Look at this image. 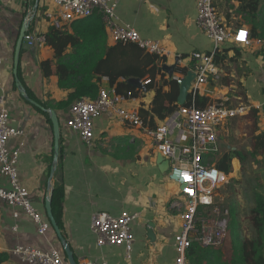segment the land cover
I'll use <instances>...</instances> for the list:
<instances>
[{"label":"crops","instance_id":"0c3cea01","mask_svg":"<svg viewBox=\"0 0 264 264\" xmlns=\"http://www.w3.org/2000/svg\"><path fill=\"white\" fill-rule=\"evenodd\" d=\"M247 1L217 0L215 4L223 23L231 30L245 27L250 34L264 39V0L255 13L245 8ZM117 3V16L121 22L131 25L142 38L159 41L171 53L170 57L161 58L140 48L144 54L159 58L148 67L156 65L158 73L153 88L145 84L148 78L118 79V83L134 87L137 94L135 101L125 105L127 108L138 111L149 122L152 119L157 127L167 121L168 118L162 120L153 112L162 77L168 82L176 81V77L184 79L194 67L191 58L197 52L214 53L216 68V73L209 74L207 82L199 87V95L208 98L210 104L230 99L232 106H248L244 115L228 120L219 128L221 153L216 160L224 153L238 151L244 155L246 165L261 167L252 178L253 172L247 171L245 166L250 177L243 174L242 181L238 177L243 169L240 158L233 155L236 158L228 174L235 177L230 179L236 184L230 186L228 203L237 219L240 241L250 238L247 214L254 205V189L264 196V148L256 146L260 137L263 136L264 141V45L255 43L256 38L251 35L250 45L225 43L215 51L213 41L197 27L196 0H117ZM54 9L53 0H0V57L3 59L0 79L4 87L0 89V98L3 93L7 96L10 123L24 133L9 143L11 148L24 143L17 165L20 182L28 188L31 203L45 217L46 202L53 195L54 187L63 188L61 232L71 245L77 264L88 261L174 264L173 239L180 230L179 214L182 210L175 204L182 201L179 189L168 180V161L164 158L167 162L161 163V154L146 130L105 115L95 120L92 144H85L77 133L66 127L69 109L53 107L67 100L71 91L59 88L55 74L45 77L42 62L53 61V72L56 67L55 51L47 44L39 49L27 47L20 54L19 69L25 89L33 96L32 103L26 101L15 87L13 61L21 29L32 15L28 29L31 31L27 32L42 33L46 37L52 26L44 15ZM73 22L61 31L71 34ZM105 31L106 47L116 49L112 58L120 63L123 50L119 44H133L114 43L106 27ZM126 48L132 50L130 46ZM72 52L73 48L69 46L67 53ZM178 56L182 58L178 60ZM109 86V79L103 77L100 89ZM163 92H170L169 85H164ZM169 105L166 101L165 106ZM49 110H54L60 120L59 159L55 171V137ZM148 129L155 128L148 125ZM255 149L256 156L252 157ZM228 175L224 174L225 181ZM1 185L6 186V183L2 181ZM246 209L248 212L244 213ZM123 211L139 214L132 225L134 245L129 257L123 247L98 246L91 231L95 214L107 213L116 217ZM14 212H19L20 216L14 218ZM150 225L154 227L153 239L148 236ZM231 242L227 241L223 250H215L225 255L224 260ZM17 246L42 250L55 248L64 252L53 229L46 236L39 235L37 226L20 209L0 200V255L6 257L3 264H26L11 254ZM199 259L200 264H209L204 255Z\"/></svg>","mask_w":264,"mask_h":264},{"label":"built area","instance_id":"2783aa9c","mask_svg":"<svg viewBox=\"0 0 264 264\" xmlns=\"http://www.w3.org/2000/svg\"><path fill=\"white\" fill-rule=\"evenodd\" d=\"M217 0H196L197 27L214 43L215 51L225 43L250 45L251 34L245 27L231 30L219 16L216 8ZM55 9L48 10L44 17L52 27L62 29L65 25L101 14L105 27L114 43L133 44L145 52L161 58L171 53L159 42L144 39L131 25L123 23L117 16V0H53ZM248 33L247 41L236 39L239 32ZM25 38L31 48H42L46 44L45 34L27 32ZM255 43L264 45V39H255ZM178 60L182 58L177 57ZM193 72L196 80L193 84V96L199 87L206 83L208 75H214L216 68L213 63L214 53H193ZM3 59L0 57V65ZM180 85L181 78L176 77ZM151 81L147 80L145 84ZM0 89H4L0 79ZM136 97L129 91L118 93L115 87L101 88L96 98H82L69 109L66 127L77 133L81 140L91 145L95 135V120L103 116L117 119L119 122L141 129L153 141L157 151L169 162L168 180L179 189L182 201L176 203L182 209L179 214L180 230L174 235L173 245L176 253L174 264H191L188 251L194 243L203 248H221L229 236L231 209L219 205L216 201L217 191L223 185L224 176L217 169L215 159L221 153L219 128L228 120L244 115L246 105L232 106L230 99H221L203 109L192 105L180 106L167 121L155 129H148L140 113L127 108ZM21 129L10 123V111L7 96L0 98V200L11 207H17L38 228L41 236H46L52 229L50 221L43 216L31 203L30 192L21 184L18 173L20 147L11 148L12 139L22 136ZM179 173V175H178ZM187 173L192 179H183ZM4 181L6 186H2ZM187 189H191V194ZM210 202L205 203L203 198ZM14 218L20 216L14 212ZM139 214L123 211L119 216L97 213L92 218L91 231L97 238L100 247H123L129 257L133 251V223ZM11 254L19 257L26 264H69L64 252L55 248L42 250L31 246H17ZM85 264H109L106 261H88Z\"/></svg>","mask_w":264,"mask_h":264},{"label":"trees","instance_id":"16d2710c","mask_svg":"<svg viewBox=\"0 0 264 264\" xmlns=\"http://www.w3.org/2000/svg\"><path fill=\"white\" fill-rule=\"evenodd\" d=\"M261 1L249 0L245 8L249 12L255 13L259 9ZM71 27V34L68 31H61V29L55 27H51L46 34V44L51 46L55 51L56 67L53 72V61L42 62L41 68L43 73L45 77L55 74L58 77L59 88L71 91L67 100L53 105L55 109L68 110L73 103L82 98H96L99 94L103 77L109 79V87L116 86L115 88L118 93L124 94L131 91L136 98L135 88L124 83H118L119 78H148L146 80H150L151 82L147 85L150 88L155 86L154 82L158 73V67L156 65L149 69L148 67L159 60V58L144 54L136 45L119 44V48L123 50V59L120 63L113 61L112 56L116 49L106 47L105 24L101 14L96 13L87 19L75 21ZM28 31H31V29ZM251 35L259 39L257 35L252 33ZM69 46L73 48V52L70 54L67 53ZM127 46H130L132 50H128ZM18 76L25 89L20 69H18ZM164 85H169V93L163 92ZM178 85L176 81L172 80L168 82L162 77V84L157 89L154 100L155 107L153 109V112L162 120L169 118L180 107L176 103L179 94ZM25 92L31 100L32 94L28 93L27 90ZM26 101L32 103L27 99ZM166 101L170 103L169 106H165ZM192 104H195L199 109H203L210 103L208 98L201 97L197 92L194 96L191 93L186 106ZM44 114L48 116L47 113ZM146 119L143 118L149 127H157L152 119L151 122ZM262 139L263 136L259 138L256 144L257 147L264 148V141ZM233 155H237L240 158L243 170L246 166V159L242 153L238 151L224 153L218 160L215 159V164L217 169L225 175H228L232 170V164L236 158ZM251 156H256V149L251 153ZM254 192V205L248 214L251 237L240 241V233L237 232V219L234 211H231L232 221L229 229V242H232L226 253V260H224L225 255L215 252L217 249L205 248L203 250V247L194 243L188 251V258L191 264H200V259L198 260L200 255L208 258L209 264H264V196L257 193L255 189ZM63 199V188L55 186L52 195V210L60 229H62ZM5 259L4 255H0V264H3Z\"/></svg>","mask_w":264,"mask_h":264},{"label":"water","instance_id":"95a60500","mask_svg":"<svg viewBox=\"0 0 264 264\" xmlns=\"http://www.w3.org/2000/svg\"><path fill=\"white\" fill-rule=\"evenodd\" d=\"M32 15H30L29 18H31ZM27 19L25 25L21 29V32L19 34L17 44H16V51L14 54V61H13V75L16 81V87L17 90L19 91L20 95L31 101L29 97L27 96L25 89L22 86V83L20 82L19 76H18V69H19V64H20V54L23 52L25 48L29 47L28 42L25 38V35L29 29V25L31 20ZM196 80V74L192 70H190L184 79L182 80V83L179 85V96H178V104L179 106H185L186 103L188 102L189 96L191 95V90L193 87V84ZM32 102V101H31ZM48 113L50 114V119L53 124V129H54V137H55V157H54V167L53 171H55V167L58 163L59 159V139H60V120L59 117L57 116V113L54 110H49ZM159 160L161 163L167 162L162 155H160ZM168 168L166 171L169 170V162H167ZM46 215L48 220L50 221L52 229L56 232V235L58 236V239L60 240V244L63 248L64 254H65V259L69 264H77L75 260V255L74 251L71 248V245L69 242L66 240L64 237L63 233L61 232V229L58 226V223L54 217L53 210H52V195L49 196L47 202H46ZM153 225L149 226L148 229V236L150 239H153L155 237L153 233Z\"/></svg>","mask_w":264,"mask_h":264},{"label":"rangeland","instance_id":"374dc122","mask_svg":"<svg viewBox=\"0 0 264 264\" xmlns=\"http://www.w3.org/2000/svg\"><path fill=\"white\" fill-rule=\"evenodd\" d=\"M225 130H226V127H225ZM254 166L253 165H246L247 171H252L253 172V175L254 176H252V178L255 177V173L257 171L260 172V168H261L260 165H256L255 166L256 169L254 168ZM232 168H233V164H232ZM244 170H245V167H244ZM244 170L242 169L241 173L238 176L242 181H244L245 176L250 177V175L246 173V170H245V172H244ZM249 173H251V172H249ZM231 178L234 179L235 177L234 178H233V176L230 177V175L227 176V180L226 181L224 180L223 185L221 186L222 188L220 187L221 190L219 189L220 190L219 191V194H217V196H216V200L219 203V205L224 204L226 206H229V208H230V204L228 202L230 201V198L228 197V194L230 192V186H234L236 184L235 182L234 183H231L232 182V180H230ZM248 209H246L244 213H247L248 212ZM248 214H249V212H248ZM227 241H229V236L226 239V242ZM224 247L225 246L221 247L220 249L223 250Z\"/></svg>","mask_w":264,"mask_h":264},{"label":"clouds","instance_id":"9594fccd","mask_svg":"<svg viewBox=\"0 0 264 264\" xmlns=\"http://www.w3.org/2000/svg\"><path fill=\"white\" fill-rule=\"evenodd\" d=\"M247 37H248V33H247V31H245V30H241V31L239 32L238 36L236 37V39H237L238 41H240V42H246V41H247ZM178 175H179V173H178ZM188 177H190V176H189L187 173H184V175H183V179L186 180ZM191 194H194V193H191ZM203 199H204V202H205V203L210 202L206 197L203 198Z\"/></svg>","mask_w":264,"mask_h":264},{"label":"snow or ice","instance_id":"6c2138e0","mask_svg":"<svg viewBox=\"0 0 264 264\" xmlns=\"http://www.w3.org/2000/svg\"><path fill=\"white\" fill-rule=\"evenodd\" d=\"M191 179H192L191 177H188L185 181L186 182H191ZM187 191H189L190 193H192V190L191 189H187Z\"/></svg>","mask_w":264,"mask_h":264},{"label":"bare ground","instance_id":"6f19581e","mask_svg":"<svg viewBox=\"0 0 264 264\" xmlns=\"http://www.w3.org/2000/svg\"><path fill=\"white\" fill-rule=\"evenodd\" d=\"M221 179H223V176H221Z\"/></svg>","mask_w":264,"mask_h":264}]
</instances>
